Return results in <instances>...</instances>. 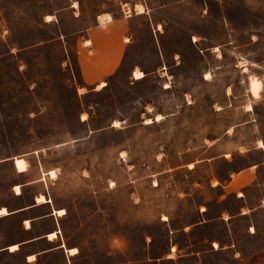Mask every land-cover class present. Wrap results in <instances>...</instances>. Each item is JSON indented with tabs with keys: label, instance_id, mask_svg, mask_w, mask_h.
<instances>
[{
	"label": "rangeland",
	"instance_id": "rangeland-1",
	"mask_svg": "<svg viewBox=\"0 0 264 264\" xmlns=\"http://www.w3.org/2000/svg\"><path fill=\"white\" fill-rule=\"evenodd\" d=\"M260 140L264 0H0V206L65 211L0 264H264Z\"/></svg>",
	"mask_w": 264,
	"mask_h": 264
},
{
	"label": "crops",
	"instance_id": "crops-1",
	"mask_svg": "<svg viewBox=\"0 0 264 264\" xmlns=\"http://www.w3.org/2000/svg\"><path fill=\"white\" fill-rule=\"evenodd\" d=\"M75 3H77V1H73L71 7L74 8L75 7ZM67 6L68 5H64L60 9H64ZM69 6H70V4H69ZM130 13H131V9H130ZM136 14H138V13H136ZM46 16H51V15L49 14V15H46ZM78 16L79 15H77V14H73L72 15V17L75 18V19L78 18ZM107 16H108V18H107ZM100 17H102L103 20H101ZM111 17H112V15L109 12H104V13L98 14V15L95 16V19H94L95 21H94L92 27H89V29L88 28L87 29L91 30L92 28H94V29L95 28H100V26H102V25H103V28H105V26H107V25H109L110 23L113 22V19ZM102 21H104V22H102ZM125 41H126V39H125ZM88 43L92 45V41L91 40H88ZM259 142H260V146L259 147H260V149L262 148L263 153H264V141L260 140ZM13 163H14V161H13ZM260 163H261V165H264V157H263V159H262V161ZM251 166L252 167H257L258 165L255 163V164H253ZM26 171H27V165H26V170L25 171H23V172H18L17 171V174H22V173H25ZM230 172H232V171H230ZM242 172H243V170H241L238 173H242ZM246 173H247V171H246ZM35 181H37V180L33 178V179H30L29 181H24V182H21L20 184H16V185L19 186L20 192L19 193L15 192L14 197L15 198H21L22 194H23L24 187L28 186V185H31V184H34ZM16 185H14V187ZM260 185L264 187V179H261ZM243 193H245V191L242 190V192L237 197H239V198L243 197L244 196ZM39 195H43L46 198V202L37 203L36 202V197L39 196ZM32 200L33 201H31L30 203H27L25 205H21L19 207L14 208V209H10L9 207L4 206V205L0 206V208L4 207L6 209V211H7V214L0 215V225L3 222L9 221V220H11V219H13V218H15L17 216L20 217V228H19L20 229V232H19L20 238L18 240L15 239V240L11 241L10 243H7V244L4 243L2 240H3V235L6 232L4 231L3 228H0V256L3 255L4 253H7L9 255H15L17 252L20 251L21 247H28L29 245H32V244H40L43 241H45L46 243H50V242H53L55 239H57L58 233H59V229L57 230L55 227L49 228L48 231H45V232H42V233H36L35 234L32 231V225L36 221H42V222H46V221L47 222L48 221L51 222L52 220L53 221L54 220L57 221V216H59V215L56 214V210H58V209H55L54 207L51 208V204H50L51 203V198L46 193H39L38 195H35ZM260 202H261L260 204H257L254 207H250V209L258 208V207L259 208L260 207H264V196H262ZM247 208H248V210H250L249 207H247ZM35 209L42 210V212L32 216L31 212H33ZM26 222H27V224H26ZM51 232H56V234H57V236H56V238H54V240H49L48 239V235ZM23 233H26L28 236L23 238L22 237ZM32 233L34 235H31ZM12 245H17V249L14 250V251H11L10 247ZM63 245H64V243H58L57 245L49 246L47 248L40 249V250L37 251L36 254L37 255H42V254H46V253H53L55 251L60 252L62 249H64V251L67 252V248H65V245L64 246ZM31 255H33V257H35V253H30L29 255H25L26 256L25 257V262L30 263L32 261V260L28 259V257L31 256Z\"/></svg>",
	"mask_w": 264,
	"mask_h": 264
},
{
	"label": "bare ground",
	"instance_id": "bare-ground-1",
	"mask_svg": "<svg viewBox=\"0 0 264 264\" xmlns=\"http://www.w3.org/2000/svg\"><path fill=\"white\" fill-rule=\"evenodd\" d=\"M50 16H47V20L49 19ZM193 41H196L195 37H193ZM132 77L133 79H140L143 77V73L141 71H137V70H134L133 73H132ZM105 83L104 82H101L99 83V85L97 86V88H100L101 86H103ZM249 87H250V91L253 95H257L259 93V89H260V81L254 77H251L250 79V82H249ZM84 116V115H83ZM159 118V117H157ZM147 122L149 120H146ZM14 166H15V169L18 171V172H23L26 170V163L25 161L22 159V158H15L14 159ZM49 175L51 177H55V174L53 171H50L49 172ZM14 190L16 193H19L20 192V188L18 185H16L14 187ZM36 202L37 203H43V202H46V198L43 196V195H39L36 197ZM65 213V211L63 209H58L56 210V214L61 216ZM7 214V211L4 207L0 208V215H5ZM27 224V222H26ZM57 234L56 232H51L49 235H48V239L49 240H54V238H56ZM64 246V245H63ZM17 249V245H12L10 247V250L11 251H14ZM67 252L70 254V255H73L76 253V248H69L67 249ZM29 260H33L34 257L33 255L29 256L28 257Z\"/></svg>",
	"mask_w": 264,
	"mask_h": 264
},
{
	"label": "built area",
	"instance_id": "built-area-1",
	"mask_svg": "<svg viewBox=\"0 0 264 264\" xmlns=\"http://www.w3.org/2000/svg\"><path fill=\"white\" fill-rule=\"evenodd\" d=\"M124 8L122 9V11H123V13L125 14V15H129L130 14V9L128 8V7H126V6H123ZM126 8V9H125Z\"/></svg>",
	"mask_w": 264,
	"mask_h": 264
}]
</instances>
